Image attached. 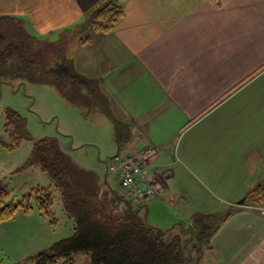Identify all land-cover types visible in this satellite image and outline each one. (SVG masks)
Instances as JSON below:
<instances>
[{
    "label": "crops",
    "instance_id": "obj_1",
    "mask_svg": "<svg viewBox=\"0 0 264 264\" xmlns=\"http://www.w3.org/2000/svg\"><path fill=\"white\" fill-rule=\"evenodd\" d=\"M108 1L0 0V15L52 42L83 32L73 33L69 54L80 73L99 81L121 125L133 127L137 144L123 155L152 148L145 160L159 192L146 206L166 191L160 170L172 151L180 153L165 143L189 129L183 153L206 165L205 173L251 169L243 183L225 187L232 207L197 262L264 264V214L253 199L238 204L264 174V0H119L124 15L114 28L95 31L88 15ZM195 211L188 214L208 212Z\"/></svg>",
    "mask_w": 264,
    "mask_h": 264
},
{
    "label": "rangeland",
    "instance_id": "obj_2",
    "mask_svg": "<svg viewBox=\"0 0 264 264\" xmlns=\"http://www.w3.org/2000/svg\"><path fill=\"white\" fill-rule=\"evenodd\" d=\"M73 33L78 35L83 32L66 31L60 35L62 38L57 42L64 43L67 47L72 46V49L67 48L68 54L69 50L72 51L76 46L73 45V41L76 40L77 35ZM70 41L71 45H68ZM112 109L113 106L111 107L109 101L90 103L86 100L80 105L73 104L52 83L19 80L0 82V186L11 190L8 201H21L24 205L30 202L33 206L31 212L25 211L22 206L12 219L0 224V242L2 240L6 242L0 243V264L30 262L34 254L48 248L53 242L73 234L75 221L64 210L61 192L55 187L54 181L38 165L26 164L37 140L45 137L55 139L76 166L95 172L103 182L107 181L114 188L127 192L119 187L116 173L107 172V164L111 166L110 160L117 153L131 152L128 146L137 142L133 127L129 132L127 126L121 125L117 112ZM9 110L17 111L26 119L27 129L31 135V138L24 137L20 144L15 146L12 137L6 131ZM117 125H119V138L116 132ZM194 130L195 128L189 129L175 141L165 143L169 148L177 146L180 153L174 158L172 151V156L166 159L167 165L160 170L162 178L165 179L166 191L159 183L158 176L155 177L163 191L159 196L150 199L147 217L151 224L159 223L164 227L174 225L171 227L173 228L171 234L179 233L182 234L183 239L191 238L192 243H198V238L188 229L193 216L188 213L192 210H202L216 215L217 219L223 218L225 214L222 211L232 207L230 201H227L228 192L225 187L243 183L245 178L253 174L251 169H244L243 173L241 171L232 173L226 169H217L216 174L205 173L207 169L203 167L206 165L199 163L197 157L191 158L189 157L192 156L191 154L183 153L184 146ZM106 173L109 174L105 180ZM150 173L151 169L149 175ZM151 175L150 180L153 181ZM257 179L259 181L247 186L252 185V189L264 183V174L257 175ZM42 186L51 188L54 193L52 214L49 215L40 209L37 198L40 193L37 188ZM104 186L107 188L106 185ZM245 194L241 198H244ZM251 200L252 197L247 201ZM19 230L27 232L17 237V233H14ZM6 233L8 236L14 235L2 239L1 236ZM191 246L193 244L188 248L191 249L194 258L190 264H198V256L201 261L200 256L203 251L201 249L205 246L192 247L193 249ZM74 259L75 264H90L91 255L80 252L74 254Z\"/></svg>",
    "mask_w": 264,
    "mask_h": 264
},
{
    "label": "trees",
    "instance_id": "obj_3",
    "mask_svg": "<svg viewBox=\"0 0 264 264\" xmlns=\"http://www.w3.org/2000/svg\"><path fill=\"white\" fill-rule=\"evenodd\" d=\"M123 15L119 0H109L89 13L88 23L95 31L106 33ZM67 48L33 35L16 16L0 15V82L52 83L76 105L86 100L107 101L99 81L75 68ZM6 131L13 146L24 137L31 138L26 119L14 110L8 111ZM116 132L119 138V125ZM26 164L38 165L51 177L61 192L64 210L75 224L73 234L53 242L25 264H75L74 254L80 252L91 255L90 264H190L194 255L188 246L206 247L229 215L217 219L214 214L195 213L188 229L199 242L192 243L182 234H171L173 228L149 223L144 202L101 181L95 172L76 166L53 138L37 140ZM37 189L40 209L52 214L53 190L44 186ZM10 196L11 190L0 186V224L12 219L22 206L28 212L33 209L30 202L8 201ZM249 197L264 204V183L249 191Z\"/></svg>",
    "mask_w": 264,
    "mask_h": 264
},
{
    "label": "built area",
    "instance_id": "obj_4",
    "mask_svg": "<svg viewBox=\"0 0 264 264\" xmlns=\"http://www.w3.org/2000/svg\"><path fill=\"white\" fill-rule=\"evenodd\" d=\"M151 152L152 148L146 147L136 154H117L110 161L108 170L117 174L120 186L136 200L151 198L159 192L155 183L150 180V167L145 160ZM251 207L264 213V206L261 204Z\"/></svg>",
    "mask_w": 264,
    "mask_h": 264
},
{
    "label": "water",
    "instance_id": "obj_5",
    "mask_svg": "<svg viewBox=\"0 0 264 264\" xmlns=\"http://www.w3.org/2000/svg\"><path fill=\"white\" fill-rule=\"evenodd\" d=\"M245 201H246V197L240 199V200L238 201V204H243Z\"/></svg>",
    "mask_w": 264,
    "mask_h": 264
}]
</instances>
